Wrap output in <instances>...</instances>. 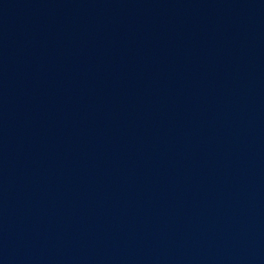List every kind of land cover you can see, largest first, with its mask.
Instances as JSON below:
<instances>
[{"label": "water", "instance_id": "95a60500", "mask_svg": "<svg viewBox=\"0 0 264 264\" xmlns=\"http://www.w3.org/2000/svg\"><path fill=\"white\" fill-rule=\"evenodd\" d=\"M0 264H264V0H0Z\"/></svg>", "mask_w": 264, "mask_h": 264}]
</instances>
